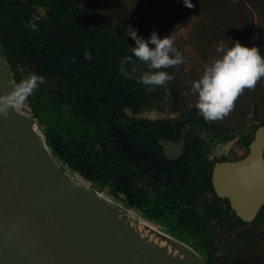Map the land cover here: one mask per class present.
Returning a JSON list of instances; mask_svg holds the SVG:
<instances>
[{"label": "water", "instance_id": "1", "mask_svg": "<svg viewBox=\"0 0 264 264\" xmlns=\"http://www.w3.org/2000/svg\"><path fill=\"white\" fill-rule=\"evenodd\" d=\"M12 1L48 22L28 0ZM19 66L29 73L36 62L24 57ZM42 77L40 87L52 88ZM13 79L0 37V94L10 91ZM25 103L0 114V264H210L200 246L100 194L102 188L77 172L40 129L29 97ZM263 132L258 126L244 157L218 162L213 170L216 192L244 220L264 204ZM133 221L153 227L155 237L142 235Z\"/></svg>", "mask_w": 264, "mask_h": 264}, {"label": "trees", "instance_id": "2", "mask_svg": "<svg viewBox=\"0 0 264 264\" xmlns=\"http://www.w3.org/2000/svg\"><path fill=\"white\" fill-rule=\"evenodd\" d=\"M103 2L108 15L88 6L82 0H44L48 22L39 21L36 32L31 30L29 24L33 14L24 6L12 0L10 2L0 0V7L8 4L7 13L14 27L13 46L19 55L33 56L40 72L57 79L58 86L61 87L64 80L72 84L71 86L80 92L74 91V98L79 100V105L83 101V106L85 100L94 110H99L100 106L111 103L118 114L125 102L135 101L140 86L139 82L123 76L119 70V66L122 65L120 61L132 54L128 43L133 38H128L126 31L129 25L145 40L149 39L153 31L163 38L168 36L173 27L187 15L207 11L211 14L214 24L218 20L222 24L221 29L227 30L218 31L224 32L218 34L222 37L231 28L235 29L240 17L250 12L252 6H264V0H192L194 5L192 8H187L183 0H103ZM195 27L197 32L202 31V33L209 29L205 18ZM259 50L264 56V39H260ZM85 51L91 53V60L85 59ZM163 71L175 75L172 68ZM174 80L167 84L176 91ZM59 92H62V89ZM258 94L264 97V84L258 86ZM194 109V115L203 120L198 110L195 107ZM262 123L264 124V120ZM100 127L97 128L95 137H101L105 133L106 125ZM123 130L124 125H119L117 122L107 137L106 148L108 161L120 171L124 166L126 153ZM47 137L59 154L77 172L103 189L99 177H102L103 173L109 175L113 173L103 163L102 153L97 151L94 144L87 148L76 139L74 134L67 138L58 137L56 140L50 135ZM91 149L93 153H87L92 151ZM78 154L83 159H78ZM118 198L126 203L122 198ZM194 200L197 201V195H194ZM223 200L227 201L226 198L215 197L209 205L212 214L209 212L207 214L217 215L216 219H219ZM143 213L152 217L145 211ZM204 215L203 213L199 218L188 215L189 220L192 221L190 224L185 219L187 229H191L192 233L197 232L198 236L178 231L161 220L152 218L200 246L209 261L219 250V244ZM237 219L242 221L239 217Z\"/></svg>", "mask_w": 264, "mask_h": 264}, {"label": "flooded vegetation", "instance_id": "3", "mask_svg": "<svg viewBox=\"0 0 264 264\" xmlns=\"http://www.w3.org/2000/svg\"><path fill=\"white\" fill-rule=\"evenodd\" d=\"M28 1L36 5L48 18L44 0ZM35 17L39 18L33 14L29 19L33 32H36L37 24L41 21L39 18L37 22H33ZM17 55L18 60L13 61L12 65L21 77L26 78L31 71L21 72L20 60L24 57L33 59L35 62L36 60L29 54L17 53ZM122 67H126L131 75L124 74ZM38 68L36 62V69L32 71L41 77H47L52 88L43 89L39 85L33 95L29 96L34 113L39 114L40 108L42 110L40 116H45L53 122L47 126L45 133L55 140L58 137L67 138L74 134L83 146L90 148V145L92 147L94 144L97 151H101L103 163L113 173V175L103 173L104 175L99 177L100 182L103 183V189L122 198L134 208L145 211L174 229L190 235L198 234L192 233L191 229L186 227L185 219L189 224L192 223L188 218L190 214L199 218L204 213L208 226L215 233L216 228L219 227L218 224L222 223V219L226 216H232L237 225L254 221L264 210L263 204L253 219L244 220L237 215L229 199L222 197L227 201H222L223 209L219 219H216L217 215H211L209 205L215 197L219 196L214 186V167L218 162L244 157L249 152L254 137L249 141L244 156L229 159L225 156L224 149H229L237 138L228 140L223 146L222 153L217 152L214 137L211 136L213 128L210 122L195 116L194 108H191L186 116L184 114L178 118L147 116V112L157 104L158 92L156 86H145L140 82V76L149 71V68L135 56H132V60L128 63L120 65L119 70L123 76L139 82L138 95L134 98L135 101L125 102L119 114L111 103L100 106L99 110H94L85 100L83 106V101L79 105V100L74 98L76 90L71 86L72 84L63 79L64 83L60 87L57 79L40 72ZM149 87H152L151 91L148 90ZM59 88L62 92H59ZM115 118L119 125H124L126 153L121 171L108 161L106 154L107 137L117 125ZM100 125L104 127L106 125L105 133L101 137H95V132ZM161 140L170 141L171 144L166 148L160 142ZM89 152L93 153V150L87 151ZM77 157L80 160L83 159L79 154ZM194 195H197V201L194 200ZM212 219L216 221L217 226L211 225Z\"/></svg>", "mask_w": 264, "mask_h": 264}, {"label": "rangeland", "instance_id": "4", "mask_svg": "<svg viewBox=\"0 0 264 264\" xmlns=\"http://www.w3.org/2000/svg\"><path fill=\"white\" fill-rule=\"evenodd\" d=\"M88 6L101 10L104 15L109 13L105 9L103 0H82ZM8 4L0 7V37L11 62H17L18 55L13 46L14 27L7 13ZM43 10V9H42ZM250 12L244 13L240 17L239 24L222 37L218 34L221 29V22L217 23L211 19V14L200 13L196 15H187L177 23L170 31L169 35L175 42V47L183 54L185 62L177 67H172L174 75V85L176 91H173L170 84L165 86H156L158 101L156 106L147 112L151 118L186 116L194 108L197 96L191 93V83L200 78L204 68L217 58L220 53L217 52V45L224 41L226 46H231V42L239 41L248 47L256 46L259 48L260 39H264V6L257 5L250 8ZM207 21L209 29L205 32H197L196 25L203 20ZM39 18L35 17L33 22ZM127 37L131 38V36ZM130 40V39H128ZM128 43V42H127ZM126 43V44H127ZM128 47H135V40L129 41ZM149 47L154 48L152 44ZM130 56H133L131 54ZM14 67V66H13ZM149 68V67H148ZM164 70V69H161ZM16 78L19 81L24 78L15 71ZM264 84V78L257 83L254 90H245L235 102V107L231 113L221 120L209 121L213 128L211 136L216 143L217 152H223V146L231 138L236 139L229 149H224V154L229 159H237L244 156L248 149L249 141L254 137L255 130L260 125H264V97L258 94V86ZM188 93V95H185ZM31 102V101H30ZM32 105V104H31ZM33 108V106H32ZM33 113L37 118L38 126L45 133L48 125L53 124L45 116ZM46 134V133H45ZM98 186V185H97ZM96 189V188H95ZM100 189V188H99ZM97 190V189H96ZM102 195H111L110 197L117 204H122L120 199L108 190H99ZM123 204L130 208L136 216L143 213L128 203ZM264 210L252 222H243L235 225L232 216H226L222 223L216 228L215 238L219 244V250L209 260L210 264H264ZM138 213V214H137ZM217 226L214 219L211 225Z\"/></svg>", "mask_w": 264, "mask_h": 264}, {"label": "clouds", "instance_id": "5", "mask_svg": "<svg viewBox=\"0 0 264 264\" xmlns=\"http://www.w3.org/2000/svg\"><path fill=\"white\" fill-rule=\"evenodd\" d=\"M187 8L194 7L192 0H183ZM128 36L135 40L131 52L138 60L149 67V71L140 76V82L145 86H165L173 80L174 74L167 69L177 67L185 62L183 54L175 47L170 35L160 38L155 31L148 40L137 35L132 26L126 29ZM149 44L155 45L154 48ZM220 53L207 65L200 78L191 83V93L197 96L194 106L206 121H217L228 116L235 107V102L247 90H254L257 83L264 78V56L256 46L248 47L239 41L226 46L224 41L217 45ZM84 57L91 60L89 51ZM132 56L125 57L120 62L126 64ZM43 82V77L31 71L26 78L9 82L10 91L0 94V114L7 115L9 110L18 111L25 106V101ZM149 87L148 90H152ZM188 95V93H185Z\"/></svg>", "mask_w": 264, "mask_h": 264}, {"label": "bare ground", "instance_id": "6", "mask_svg": "<svg viewBox=\"0 0 264 264\" xmlns=\"http://www.w3.org/2000/svg\"><path fill=\"white\" fill-rule=\"evenodd\" d=\"M264 134V132L262 133V135ZM254 166V165H253ZM95 189V188H94ZM130 220V219H129ZM131 224L137 229V230H139L140 232H141V234L142 235H146V236H148V237H152V236H154L155 235V232H153V230H154V228L153 227H151V226H149V225H147L146 223H143V222H136L135 223V221H133V222H131ZM155 237V236H154ZM158 237V236H157ZM156 237V238H157ZM157 240H158V238H157ZM156 240V241H157ZM163 242V241H162Z\"/></svg>", "mask_w": 264, "mask_h": 264}]
</instances>
